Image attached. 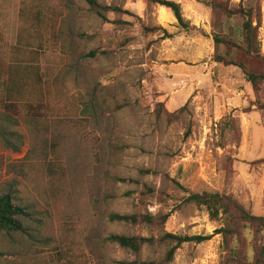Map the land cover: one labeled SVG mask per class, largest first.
I'll return each instance as SVG.
<instances>
[{
	"label": "rangeland",
	"instance_id": "rangeland-1",
	"mask_svg": "<svg viewBox=\"0 0 264 264\" xmlns=\"http://www.w3.org/2000/svg\"><path fill=\"white\" fill-rule=\"evenodd\" d=\"M97 1L128 12L104 22L87 0H0V122L16 133L0 134V195L12 188L33 212L27 232L0 231V264H222L221 234L172 260L171 245L135 252L108 237L214 233L220 221L181 204L188 192L231 194L264 216V83L255 94L213 60L212 10L198 0L175 1L206 34L148 0ZM226 1L255 9L264 54V0ZM114 212L171 215L162 228ZM246 236L264 244V231Z\"/></svg>",
	"mask_w": 264,
	"mask_h": 264
},
{
	"label": "trees",
	"instance_id": "trees-1",
	"mask_svg": "<svg viewBox=\"0 0 264 264\" xmlns=\"http://www.w3.org/2000/svg\"><path fill=\"white\" fill-rule=\"evenodd\" d=\"M150 4H159L170 9L176 17L179 25L185 31H197L206 34L205 29L192 24L185 18L182 6L175 0H148ZM204 6L212 10V23L216 28L213 33L215 51L212 58L215 62L225 66L239 67L246 80L251 84L255 94L261 90L264 83V54L259 38V21L255 9L252 6L242 4L231 7L226 0H198ZM92 10L104 22H109L108 12H124L125 9L118 6L100 4L97 0H87ZM167 34V33H166ZM171 36V35H168ZM106 53L107 51H102ZM97 51L93 50L84 57H95ZM260 108L264 109V103H260ZM0 134L7 142L13 144L10 135H16L5 131L0 122ZM141 174H157V171L144 169ZM116 181L129 182L132 178L115 177ZM175 185L174 191L178 189L186 190L185 187L175 178L170 179ZM147 192L154 194L157 189L148 184H144ZM162 193L165 191L160 189ZM170 195V194H166ZM181 204H195L199 208L205 209L211 220L220 221L222 226L214 233L206 235H180L168 231H162L160 235H122L111 234L108 239L119 246L135 252L141 251L144 244L155 245L157 242L171 245L167 250V260H172L177 249L185 242H204L210 240L215 234L223 237V261L222 264H264V244L255 240L250 243L246 236L249 231L250 237L257 239L258 235L264 231V216L253 214L241 202L231 194L220 192L202 191L188 192L182 199ZM32 205L19 201L15 191L11 188L9 192L0 195V231L6 233H25L27 227L25 221L32 219ZM171 212L162 214L159 218L151 214H121L111 213L109 219L113 222H125L137 224L144 222L150 225H163L170 217Z\"/></svg>",
	"mask_w": 264,
	"mask_h": 264
}]
</instances>
